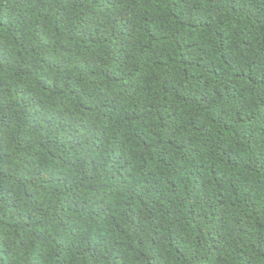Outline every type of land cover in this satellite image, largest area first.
<instances>
[{
  "label": "trees",
  "instance_id": "1",
  "mask_svg": "<svg viewBox=\"0 0 264 264\" xmlns=\"http://www.w3.org/2000/svg\"><path fill=\"white\" fill-rule=\"evenodd\" d=\"M0 264H264V0H0Z\"/></svg>",
  "mask_w": 264,
  "mask_h": 264
}]
</instances>
